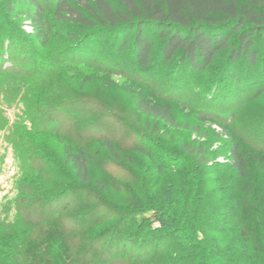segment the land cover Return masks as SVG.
I'll return each instance as SVG.
<instances>
[{"label":"trees","instance_id":"trees-1","mask_svg":"<svg viewBox=\"0 0 264 264\" xmlns=\"http://www.w3.org/2000/svg\"><path fill=\"white\" fill-rule=\"evenodd\" d=\"M0 138V264H264V0H0Z\"/></svg>","mask_w":264,"mask_h":264},{"label":"rangeland","instance_id":"rangeland-1","mask_svg":"<svg viewBox=\"0 0 264 264\" xmlns=\"http://www.w3.org/2000/svg\"><path fill=\"white\" fill-rule=\"evenodd\" d=\"M20 28L24 31L25 34L29 37L34 38V30L31 25V22L24 17L20 18ZM35 40V38H34ZM169 71V69H168ZM171 76V75H170ZM171 81V78L169 79ZM93 89V90H92ZM99 89L98 84L87 86L89 91H97ZM198 95V94H197ZM106 97L112 98L116 101L121 107L124 106L130 110H133V100L127 96L123 91L119 89H114L105 94ZM177 99L180 96L176 97ZM16 110H8V115L14 119V114ZM18 111V110H17ZM176 117L184 125L183 128L179 129H170L164 126L162 129L164 131H169L175 134L178 138L177 141H190L198 139L201 142L208 143L211 151H216L217 158L216 160L222 163L228 161L229 148L227 142L221 139L217 133L220 131V125L217 123H203L200 124L195 118L194 112H187L183 107H176ZM129 112V111H128ZM135 112V111H134ZM258 112L260 113L259 109ZM261 114V113H260ZM132 115V114H131ZM254 115H258L255 113ZM196 125H200L202 129V135H197L194 133L192 128ZM187 126V127H186ZM220 128V129H219ZM95 132V131H94ZM178 147V146H177ZM4 158L2 159V157ZM18 160L13 157L12 151L10 148H6V145L3 144V139L0 138V201L4 199L5 195H8L7 198H10L15 195V179L18 174ZM108 169L115 176L124 179L125 181H130L133 179V174H130L126 169L116 165L110 164ZM1 203V202H0Z\"/></svg>","mask_w":264,"mask_h":264},{"label":"built area","instance_id":"built-area-1","mask_svg":"<svg viewBox=\"0 0 264 264\" xmlns=\"http://www.w3.org/2000/svg\"><path fill=\"white\" fill-rule=\"evenodd\" d=\"M220 129V128H219ZM221 130V129H220Z\"/></svg>","mask_w":264,"mask_h":264}]
</instances>
